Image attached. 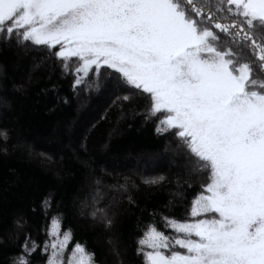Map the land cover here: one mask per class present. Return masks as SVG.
I'll use <instances>...</instances> for the list:
<instances>
[{"label":"snow or ice","instance_id":"6c2138e0","mask_svg":"<svg viewBox=\"0 0 264 264\" xmlns=\"http://www.w3.org/2000/svg\"><path fill=\"white\" fill-rule=\"evenodd\" d=\"M0 40L25 52L44 46L41 63L55 59L60 78L72 76L73 97L103 90L121 120L125 104L141 105L129 111L144 123L156 118L165 151L208 174L190 201L191 221L156 210L138 221L136 251L144 264H264V0H0ZM42 92L69 103L56 84ZM8 140L0 129L5 153ZM141 178L146 185L166 179ZM102 199L97 187L91 215L111 227L109 206L98 207ZM50 200L42 203L50 207ZM158 217L177 235L158 231ZM59 224L53 221L54 239L42 246V253L51 249L45 264H98L79 241L65 261L72 230L61 236ZM17 225L23 229V218ZM37 247L25 236L12 264H33Z\"/></svg>","mask_w":264,"mask_h":264},{"label":"trees","instance_id":"16d2710c","mask_svg":"<svg viewBox=\"0 0 264 264\" xmlns=\"http://www.w3.org/2000/svg\"><path fill=\"white\" fill-rule=\"evenodd\" d=\"M195 2L215 5L218 0ZM43 48L33 45L25 52L14 41L0 40V129L9 134L7 153L0 141V264H12L25 236L41 246L32 253L33 264H45L51 249L42 253V246L54 239L49 233L55 219L60 221L61 236L66 229L72 230L64 253L66 262L79 241L95 253L98 264H144L136 251L138 239L143 238L138 221H149L154 210L181 222L182 218L191 221L190 201L203 191L202 184L210 182L208 174L190 171L183 155L171 148L165 151V139L155 133L156 118L144 123L142 116L129 111L141 105L125 104L121 120L117 107L108 108L110 100L103 90L73 97L72 76L60 78L55 59L41 63ZM53 84L58 85L60 95L69 98L68 104L58 103L53 92H42ZM150 159L159 161L155 169L135 167L137 161ZM142 175L166 179L146 185ZM97 179L107 186L99 205L109 206L111 227L105 226L101 215L93 219L91 209L85 210ZM117 183L128 184V190L108 187ZM49 196L51 206L47 207L42 202ZM20 218L23 229L17 225ZM165 223L158 217L157 230L176 236Z\"/></svg>","mask_w":264,"mask_h":264},{"label":"rangeland","instance_id":"374dc122","mask_svg":"<svg viewBox=\"0 0 264 264\" xmlns=\"http://www.w3.org/2000/svg\"><path fill=\"white\" fill-rule=\"evenodd\" d=\"M169 158V157H168ZM156 162H159V161H156L155 159H150V160H139V161H137L136 162V165H135V167H138L139 169H155L156 168ZM190 173H192V172H190ZM193 174V173H192ZM104 183V186H102V185H97L96 184V182H95V185L93 186V190L91 191V195L89 196V200H88V202L87 203H85L84 205H85V210H90L91 209V211H92V208L90 207V204H91V201H92V197H93V195H95V186H98V187H100V189H101V195L103 196V199L102 200H100V202H99V204H102V202L104 201V199H105V195H103L104 193H105V189H107V186H106V184H105V182H103ZM98 204V206L100 207V205ZM90 211V212H91ZM98 215H101V214H99L98 213ZM91 217H92V215H91ZM93 218V217H92ZM94 219V218H93ZM97 220H101V219H97Z\"/></svg>","mask_w":264,"mask_h":264}]
</instances>
